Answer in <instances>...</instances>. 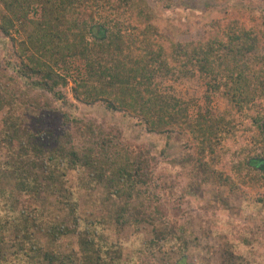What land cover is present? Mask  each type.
<instances>
[{
    "label": "trees",
    "instance_id": "16d2710c",
    "mask_svg": "<svg viewBox=\"0 0 264 264\" xmlns=\"http://www.w3.org/2000/svg\"><path fill=\"white\" fill-rule=\"evenodd\" d=\"M152 21V8L145 0H0V31L13 45L5 58L6 68H0V139L19 140L22 125L28 134L18 152L0 160V168L8 172L20 195L41 191L45 171L52 190L57 191L66 183L67 169H82L89 183H104L107 189L105 199L112 205L107 210L114 216L103 221L137 224L141 218L135 217L158 216L157 208L151 210L150 205L162 198L164 190L135 197V189L149 185L155 173L151 149L121 145L117 135L92 125L89 132L81 130L85 143L78 145L71 131L47 126L53 104L70 103L71 82L78 101L100 102L109 110L130 114L151 133L188 136L185 146L193 151L185 161L198 171L217 172L215 160L227 158L226 183L234 175L258 179L264 172V157L245 152L240 142L243 134L264 133V15L245 21L238 14L214 19L204 24L201 38L178 42L163 37ZM22 26L28 28L15 36ZM183 78L204 80L207 93L222 90L234 106L231 117L215 120L200 112L193 116L189 103L172 94L167 83ZM25 105L33 110L28 111L32 114L28 123L22 120ZM4 199L11 209L19 202L12 192ZM27 202H32L30 197ZM63 205L66 209L71 202L65 198ZM37 209L28 203L20 210L25 257L43 255L49 264H114L108 257L113 249L110 237H103L96 230L97 221L84 215L85 223L79 228L77 214L72 215L73 225L65 217L50 225L52 239L78 232L79 251L42 254L35 229L48 221L41 222L43 212ZM69 211L76 209L72 206ZM2 241L0 237V247ZM1 251L0 264H28L19 258L23 255L10 259ZM34 259L30 264H36ZM186 263L185 256L178 260V264Z\"/></svg>",
    "mask_w": 264,
    "mask_h": 264
},
{
    "label": "rangeland",
    "instance_id": "374dc122",
    "mask_svg": "<svg viewBox=\"0 0 264 264\" xmlns=\"http://www.w3.org/2000/svg\"><path fill=\"white\" fill-rule=\"evenodd\" d=\"M145 1L152 8V22L158 32L175 42L201 38L205 33L204 24L214 19L232 18L238 14L245 21L252 17L261 19L264 15V0ZM27 28L20 27L14 35L20 36ZM131 32L135 33L136 29L132 27ZM12 46L11 39L0 31L1 69L6 68L5 58L10 57ZM167 83L172 94L189 103L193 116L200 112L213 116L215 120L221 117L228 119L234 112L233 104L222 90L207 93L204 80L183 78L168 80ZM72 84L67 91L70 103L55 102L50 116H46L47 126L54 130L62 128V131H71L78 145L85 143L79 134L81 130L89 132L92 125L93 129L117 135L121 145L151 149L155 173L149 185L135 189V197L145 198L150 193L164 190L162 198H157L150 205L151 210L157 208L158 216L146 214L135 217L137 220L141 218L137 224L103 221L101 218H112L113 215L107 210V207H112L105 199L107 189L104 183H89L88 175L82 169H67L66 183L59 185L57 191L52 190L45 171L46 179L43 176L41 191L20 195L14 189V183L10 182L8 172L0 168V237L3 240L0 248L5 258L24 254L27 243L20 210L24 204L30 203L32 208L36 204L37 211L43 212L41 222L46 225L48 221L47 226L35 229L40 250L44 251L42 254L67 255L79 251L82 240L78 232H68L52 239L50 225V222H60L63 217L73 225L72 215L77 214L81 218L79 228L85 223L82 222L84 215L97 221L96 230L103 237H110L113 249L108 257L114 260V264H178L182 256L186 257V264H264V172L259 173L258 179L250 174L234 175L236 177L226 183L224 178L229 176L230 164L227 158L215 160L217 172L198 171L195 164L185 161L193 151L185 146L188 136L175 133L168 138L151 133L130 114L109 110L100 102L88 104L78 101L72 94ZM44 98L41 97L42 100ZM7 108L9 106L4 110ZM30 109L28 105L23 107V122L28 123L32 115L29 112L33 113ZM2 115L3 112H0V118ZM25 126L22 125L19 140L6 143L0 139V160L10 158L21 149V143L28 139ZM241 136L245 152L250 151L262 159L264 133L255 131ZM245 152L243 155H246ZM70 188L74 194L70 193ZM10 192L19 199L15 209L4 204V198ZM29 197L32 202H27ZM65 198L71 202L66 209L63 205ZM72 206L76 209L75 213L69 211ZM19 258L28 261V264L33 258L36 264H49L39 254Z\"/></svg>",
    "mask_w": 264,
    "mask_h": 264
},
{
    "label": "water",
    "instance_id": "95a60500",
    "mask_svg": "<svg viewBox=\"0 0 264 264\" xmlns=\"http://www.w3.org/2000/svg\"><path fill=\"white\" fill-rule=\"evenodd\" d=\"M260 163H262V162H260ZM263 163H264V159H263Z\"/></svg>",
    "mask_w": 264,
    "mask_h": 264
}]
</instances>
